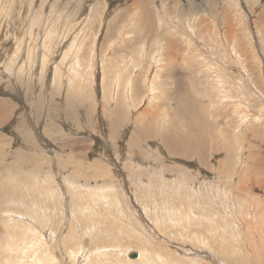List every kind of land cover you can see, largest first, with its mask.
<instances>
[{
  "label": "rangeland",
  "instance_id": "obj_1",
  "mask_svg": "<svg viewBox=\"0 0 264 264\" xmlns=\"http://www.w3.org/2000/svg\"><path fill=\"white\" fill-rule=\"evenodd\" d=\"M261 10L264 0H0V264H140L137 253L141 264L166 253L264 264ZM182 109L196 128L173 124ZM135 120L148 132L130 140Z\"/></svg>",
  "mask_w": 264,
  "mask_h": 264
},
{
  "label": "bare ground",
  "instance_id": "obj_2",
  "mask_svg": "<svg viewBox=\"0 0 264 264\" xmlns=\"http://www.w3.org/2000/svg\"><path fill=\"white\" fill-rule=\"evenodd\" d=\"M224 2H226V3H230V2H232V0H223ZM220 3H222V2H220ZM166 4V3H165ZM164 4V5H165ZM223 4V3H222ZM161 6V5H160ZM260 12V15L262 14V15H264V10H261V11H259ZM158 14V13H157ZM161 16H159L158 18H160ZM162 23V22H161ZM162 25V24H161ZM146 34V33H145ZM157 39V38H156ZM173 48V47H172ZM173 53V52H172ZM151 78V77H150ZM148 83V82H147ZM150 85V84H149ZM154 85V84H153ZM178 84H176V86H177ZM150 89V88H149ZM253 90V89H252ZM180 99H182L183 100V95H181V97H180ZM114 102L116 103L115 104V106H114V108H113V110H112V112H111V114H112V118H111V122H116L117 120H119V123L120 122H122L125 118H124V116H123V114H126L125 112L123 113L122 111H121V109L123 110V108H124V111H126L125 109H127L126 107H125V105L126 104H124V102H123V100H121L118 96H116L115 97V100H114ZM120 112H121V115H120ZM180 113V115H177V114H174L173 115V117L171 118V120H172V122H173V124H175V125H179V126H183V123H184V121L186 120V119H191L192 120V126L194 127V128H196V126H195V119H193V115L191 114V113H188V114H185V116H186V119L185 120H183V109L179 112ZM144 114H148L147 112H144ZM144 123H142L141 125H140V123L138 124L137 123V120H135V122H134V127H133V131H132V137L130 138V140H132V138L134 137V135H136V134H140V133H142V131L143 132H145L146 134H147V132L146 131H144L145 129H144ZM169 126V125H168ZM150 129V128H149ZM153 132V131H152ZM151 134V133H150ZM197 134V133H196ZM203 134V133H202ZM154 135V134H153ZM204 135V134H203ZM151 136V135H150ZM190 136V135H189ZM203 137V136H202ZM179 138V137H178ZM162 139V138H161ZM160 140V139H159ZM195 141V140H194ZM166 145V144H165ZM180 145H183V142L182 141H180ZM181 147V146H180ZM183 153H181L180 155H182ZM182 158V157H181ZM249 163V162H248ZM250 164V163H249ZM159 168V167H158ZM153 173V172H152ZM181 174L182 175H180V176H183V173L181 172ZM174 178V177H173ZM181 179H183L182 177H180V178H178V181L179 182H177L176 183V181L174 180V182H173V180H172V185L174 186V187H176V188H178V189H180V188H183L184 186H182L181 185ZM150 181V180H149ZM184 181V180H183ZM139 183V182H138ZM138 183H137V185H138ZM141 183V182H140ZM143 184H144V182H142ZM141 183V184H142ZM183 183V182H182ZM185 183V182H184ZM149 184V183H148ZM147 184V185H148ZM221 185V184H220ZM141 186V185H140ZM144 186V185H143ZM222 186V185H221ZM227 186V185H226ZM147 187V186H146ZM145 187V188H146ZM143 188V187H142ZM232 188V187H231ZM238 188V190H240V191H242L243 190V188H240V187H237ZM140 189V188H139ZM229 190V189H228ZM234 190V189H233ZM237 190V191H238ZM215 194H216V197L218 196V197H220L221 198V196H222V198H221V200L222 201H229V200H231L230 202H232V203H234L235 201L233 200V194L232 195H230L229 194V192L228 191H226L227 193H225V191L223 190V194L224 195H221L222 194V188L220 187V186H218V185H216L215 186V188L212 190ZM231 193V192H230ZM229 196H232V197H229ZM219 198V199H220ZM234 207V206H233ZM232 207V208H233ZM144 208V207H143ZM149 209V208H148ZM148 209H145V210H148ZM189 209V208H188ZM196 210V209H195ZM229 210V209H228ZM233 210V209H232ZM188 211V210H187ZM151 212V211H150ZM154 212H156V211H154ZM163 212H164V210H163ZM166 213H167V211H166ZM190 213V212H189ZM146 214V213H145ZM171 214V213H170ZM195 214V213H194ZM196 215V214H195ZM159 216H160V214H159ZM178 216V215H177ZM190 217V216H189ZM175 218H177V217H175ZM191 218H192V216H191ZM195 219V218H194ZM0 220H2V219H0ZM183 220V219H182ZM14 222V221H13ZM3 223V222H2ZM15 223V222H14ZM17 223V222H16ZM161 223V222H160ZM186 223V222H185ZM197 223H198V221H197ZM201 223V222H200ZM158 224V223H157ZM231 224V223H230ZM166 225V224H165ZM188 225V224H187ZM186 225V226H187ZM192 225V224H191ZM198 225V224H197ZM203 225V224H202ZM210 226V225H209ZM234 226V225H233ZM6 227H7V225H6ZM35 227V226H34ZM198 227V226H197ZM28 228H29V226H28ZM34 229H36V228H34ZM236 229V228H235ZM5 230V229H4ZM239 231V230H238ZM9 232V231H8ZM27 232V231H26ZM35 232V231H34ZM135 232V231H134ZM143 232V231H142ZM141 232V233H142ZM198 232V231H197ZM234 232H235V230H234ZM36 233H37V231H36ZM46 233V232H45ZM8 234V233H7ZM10 234H11V232H10ZM25 234H27V233H25ZM137 234V233H136ZM148 234V233H147ZM199 234V233H198ZM13 235V234H12ZM29 235V234H28ZM27 235V236H28ZM32 235V234H31ZM34 235V234H33ZM33 235L31 236V237H33ZM145 235H146V233H145ZM201 235V234H200ZM221 235V234H220ZM73 236H75V234L73 233V232H67V234H66V236H64V245L66 246L67 245V243L69 242V240L70 241H72L73 240ZM154 236V235H153ZM7 237H8V235H7ZM60 237V236H59ZM18 238V237H17ZM16 237H15V239H14V237H13V241H11L10 242V246L16 251V252H20V253H23V254H25L26 256H30L29 254H31V252L33 251V247H27L25 244L23 245H21V243L25 240H23L21 243H20V241H18V239H17ZM37 238V237H36ZM149 238V237H148ZM151 238V237H150ZM164 238V237H163ZM205 238V237H204ZM27 239V238H26ZM32 239V238H31ZM40 239V238H39ZM45 239H46V237H45ZM153 239V238H152ZM201 239V238H200ZM11 240V239H10ZM20 240V239H19ZM202 240H204V239H202ZM223 240H225V239H223ZM32 241V240H31ZM45 241V240H44ZM74 241V240H73ZM26 242V241H25ZM28 242V241H27ZM35 242V241H34ZM78 243V242H77ZM203 243H205L204 241H203ZM149 244V243H148ZM199 244V243H198ZM219 246L221 247V244H224L223 243V241H220L219 243ZM237 244V243H236ZM175 246V245H174ZM218 246V247H219ZM6 247H8V248H10L9 247V245L8 246H6ZM37 247V246H36ZM44 247V246H43ZM53 247H54V245H53ZM52 247V248H53ZM172 247V246H171ZM220 247H219V249H220ZM226 247V246H225ZM38 248V247H37ZM49 248V247H48ZM85 249H86V247H84ZM83 248V249H84ZM151 248V247H150ZM82 249V250H83ZM84 249V250H85ZM145 249L146 248H142L141 250H139V252H147V250L145 251ZM218 249V250H219ZM9 250V249H8ZM42 250H44L43 248H42ZM46 250H49V249H46ZM79 250V249H78ZM131 250H134V248H131ZM221 250V249H220ZM38 251H40V250H38ZM229 250L228 249H224L223 248V250L221 251V252H219L218 254L220 255V253H221V255H223V256H226L227 258L230 256L229 255V253L230 252H228ZM236 251V250H235ZM240 251V250H239ZM35 252V251H34ZM41 252L42 251H40V254L39 255H41ZM43 252H45V251H43ZM51 252V251H50ZM53 252V251H52ZM51 252V253H52ZM55 252H56V250H55ZM86 252V251H85ZM54 253V252H53ZM81 253H83L84 255L82 256V258H81V260L80 261H83V262H85L86 260H87V257L88 256H86L87 254L86 253H84V252H81ZM88 253V252H87ZM129 253H132V252H129ZM128 253V254H129ZM137 253V252H136ZM205 253V252H204ZM35 254V253H34ZM33 254V255H34ZM37 254V253H36ZM47 254V253H46ZM56 254H57V252H56ZM38 255V256H39ZM145 255V253H137V257H138V259L142 262V260H145V259H143V257L142 256H144ZM37 256V257H38ZM47 256H48V254H47ZM79 256V255H78ZM147 256V255H146ZM157 256V255H156ZM222 256V257H223ZM37 257H36V260H37ZM77 257V256H76ZM149 257H150V255H149ZM161 257H162V259H161ZM159 256V257H157V258H160L161 259V261L163 262V261H165L167 264H181L180 263V260L178 259H176L174 256H172L171 254H164V256ZM203 257V256H202ZM32 258H34L33 256H32ZM42 258V257H41ZM145 258V257H144ZM175 258V259H174ZM204 258V257H203ZM212 258V257H211ZM216 258V257H215ZM76 259V258H75ZM79 259V258H78ZM128 259V258H127ZM4 260H9V259H4ZM138 260V263H140L141 264V262ZM146 260H147V258H146ZM149 260L151 261V259L149 258ZM155 260V259H154ZM206 260H209V261H211L210 259H206V258H204V261H206ZM222 261H223V263L224 264H230V262H232V260L230 259V258H228V261H226V260H224L223 258L221 259ZM234 260V259H233ZM40 261V260H39ZM42 261V260H41ZM54 261V260H53ZM65 261V260H64ZM80 261H78L77 262V259H76V262L77 263H79ZM90 261V260H89ZM152 261H153V259H152ZM151 261V262H152ZM203 261V259L202 260H200V262H201V264H205V262ZM208 261V262H209ZM213 261V260H212ZM55 262V261H54ZM127 262V261H126ZM149 262V261H148ZM162 262H161V264H162ZM15 263V262H14ZM22 263V262H21ZM39 263V262H38ZM48 263H50V262H48ZM129 263L130 264H132V263H134V260H129ZM155 263V262H154ZM199 263V262H198ZM212 263H216L215 261L214 262H212ZM223 263H221V264H223ZM146 264H148V263H146ZM218 264V263H217ZM236 264V263H235Z\"/></svg>",
  "mask_w": 264,
  "mask_h": 264
},
{
  "label": "water",
  "instance_id": "obj_3",
  "mask_svg": "<svg viewBox=\"0 0 264 264\" xmlns=\"http://www.w3.org/2000/svg\"><path fill=\"white\" fill-rule=\"evenodd\" d=\"M135 255H136V254H132L131 256H132V257H135Z\"/></svg>",
  "mask_w": 264,
  "mask_h": 264
}]
</instances>
